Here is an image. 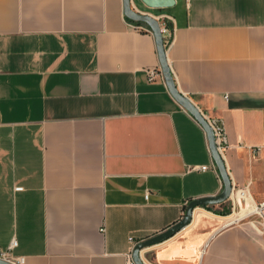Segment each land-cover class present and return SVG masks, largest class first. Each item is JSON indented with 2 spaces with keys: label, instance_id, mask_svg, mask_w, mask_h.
Returning a JSON list of instances; mask_svg holds the SVG:
<instances>
[{
  "label": "crops",
  "instance_id": "1",
  "mask_svg": "<svg viewBox=\"0 0 264 264\" xmlns=\"http://www.w3.org/2000/svg\"><path fill=\"white\" fill-rule=\"evenodd\" d=\"M135 3L173 24L177 87L224 121L232 185L251 194L225 202L249 212L264 200V0ZM159 67L153 32L133 27L123 0H0V249L16 240L22 264H128L189 201L222 191L219 171L196 168L214 161L204 128L164 77L149 80ZM205 207L142 259L247 264L227 230L237 219Z\"/></svg>",
  "mask_w": 264,
  "mask_h": 264
},
{
  "label": "water",
  "instance_id": "2",
  "mask_svg": "<svg viewBox=\"0 0 264 264\" xmlns=\"http://www.w3.org/2000/svg\"><path fill=\"white\" fill-rule=\"evenodd\" d=\"M140 1L146 6L151 8H164V7L173 6L175 4V0H140ZM123 11L124 14L129 19L133 21L143 22L151 28L155 36L160 66L162 69V74L165 83L170 93L177 100V102L184 109L189 111V113H191V115L204 128L207 135L208 145L210 148L211 155L213 157L214 162L216 163L219 174L221 175V178L223 180V189L220 193L212 196L192 199L186 205V210L184 215L176 223L171 225L166 230L136 243L132 251V258L135 264H147L142 259L141 250L151 245L163 242L168 238L172 237L173 235H175L183 228H185L188 224L191 223L193 219V213L196 207L211 206L215 204H221L227 201L232 194L233 185L223 155L218 151L217 144L215 141L214 131L211 125L207 121L203 112L193 102V100L188 95L182 93L177 87V84L175 82V79L173 77V74L171 72L168 63L166 44H165L163 29L160 21L156 16H154L151 13L135 10L132 7L131 0H123ZM0 264H14V263L6 258L0 257Z\"/></svg>",
  "mask_w": 264,
  "mask_h": 264
},
{
  "label": "built area",
  "instance_id": "3",
  "mask_svg": "<svg viewBox=\"0 0 264 264\" xmlns=\"http://www.w3.org/2000/svg\"><path fill=\"white\" fill-rule=\"evenodd\" d=\"M131 4L135 10L141 11L137 7L135 0H131ZM157 18L159 20V17H157ZM131 23L133 24V27H135L139 31H152L151 28L147 24H135L133 22H131ZM161 26L163 29V34L169 33L170 30L166 26L165 23L161 24ZM167 42L168 41H166L165 44ZM148 74H149V80L150 81L156 80L159 77L163 78L161 66L159 68L150 69L148 71ZM203 114L205 115L207 121L209 122V124L211 125V127L214 131L215 141L217 144L218 151L223 155V152L225 151V149L227 148V145H228V139H227V135H226V131H225L224 121L218 117L208 116L205 113H203ZM254 150L256 153L260 154L261 163H262V167H263V182H264V144L255 146ZM196 168H199L201 170H207L209 168H213L214 170L218 171V168H217L216 163L214 161H213L211 166L203 165V166L196 167ZM235 188L236 187H233L232 194H231L230 198L234 197L235 193H237L236 194L237 202H238L239 208H241L240 199H243V198L247 199V198L251 197L250 196L251 194L249 193L248 185L246 187H243V188H238V189H235ZM250 201H251L250 202L251 205L249 207L250 210L248 213L258 215L262 219V221L264 222V200L255 201L254 199H251ZM234 202L235 201H233V203ZM246 207H248V206H246ZM16 244H17V241L13 240L8 250L0 249V257L8 259L11 262H13L14 264H22L25 260L24 257L13 256L10 252L12 250V248H14L16 246ZM135 245H136V243H135ZM128 264H135L134 260L132 258V254H130V256H129Z\"/></svg>",
  "mask_w": 264,
  "mask_h": 264
},
{
  "label": "rangeland",
  "instance_id": "4",
  "mask_svg": "<svg viewBox=\"0 0 264 264\" xmlns=\"http://www.w3.org/2000/svg\"><path fill=\"white\" fill-rule=\"evenodd\" d=\"M213 214H220L224 209L229 210L235 223H231L227 230L231 231V238L234 241H240L241 250L247 252V264H264V222L256 214H250L248 211L232 212L228 203L215 204L205 207ZM233 249H236L237 242H232Z\"/></svg>",
  "mask_w": 264,
  "mask_h": 264
},
{
  "label": "trees",
  "instance_id": "5",
  "mask_svg": "<svg viewBox=\"0 0 264 264\" xmlns=\"http://www.w3.org/2000/svg\"><path fill=\"white\" fill-rule=\"evenodd\" d=\"M131 22L135 23V24H145L143 22H139V21H133L131 19H129ZM165 24L168 28L172 29L173 28V24L169 21V20H165ZM208 207V206H206ZM229 213V210L224 209L220 214L226 215Z\"/></svg>",
  "mask_w": 264,
  "mask_h": 264
}]
</instances>
